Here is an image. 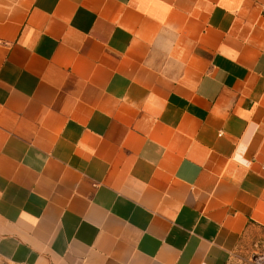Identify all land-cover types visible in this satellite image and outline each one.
Masks as SVG:
<instances>
[{
    "label": "crops",
    "instance_id": "crops-1",
    "mask_svg": "<svg viewBox=\"0 0 264 264\" xmlns=\"http://www.w3.org/2000/svg\"><path fill=\"white\" fill-rule=\"evenodd\" d=\"M264 227V0H0V264H230Z\"/></svg>",
    "mask_w": 264,
    "mask_h": 264
},
{
    "label": "rangeland",
    "instance_id": "rangeland-1",
    "mask_svg": "<svg viewBox=\"0 0 264 264\" xmlns=\"http://www.w3.org/2000/svg\"><path fill=\"white\" fill-rule=\"evenodd\" d=\"M230 264H264V227L246 231Z\"/></svg>",
    "mask_w": 264,
    "mask_h": 264
}]
</instances>
